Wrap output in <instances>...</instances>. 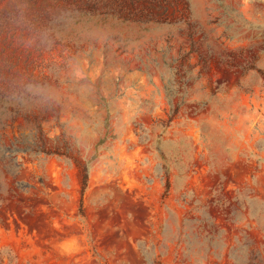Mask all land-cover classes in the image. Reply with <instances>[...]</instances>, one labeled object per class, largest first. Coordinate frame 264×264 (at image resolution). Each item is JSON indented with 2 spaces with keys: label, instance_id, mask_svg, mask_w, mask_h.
Segmentation results:
<instances>
[{
  "label": "rangeland",
  "instance_id": "rangeland-1",
  "mask_svg": "<svg viewBox=\"0 0 264 264\" xmlns=\"http://www.w3.org/2000/svg\"><path fill=\"white\" fill-rule=\"evenodd\" d=\"M42 1L0 0V264H264V0Z\"/></svg>",
  "mask_w": 264,
  "mask_h": 264
},
{
  "label": "trees",
  "instance_id": "trees-1",
  "mask_svg": "<svg viewBox=\"0 0 264 264\" xmlns=\"http://www.w3.org/2000/svg\"><path fill=\"white\" fill-rule=\"evenodd\" d=\"M39 1L40 0H10L8 7H10V10L20 13L31 8H35L36 6H38ZM46 2L48 1H42L41 5L45 4Z\"/></svg>",
  "mask_w": 264,
  "mask_h": 264
}]
</instances>
